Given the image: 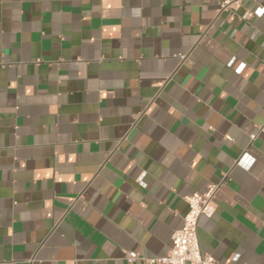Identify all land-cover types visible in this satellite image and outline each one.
Masks as SVG:
<instances>
[{
	"label": "crops",
	"instance_id": "0c3cea01",
	"mask_svg": "<svg viewBox=\"0 0 264 264\" xmlns=\"http://www.w3.org/2000/svg\"><path fill=\"white\" fill-rule=\"evenodd\" d=\"M224 1L0 0V264H147L211 186L202 253L264 264V0Z\"/></svg>",
	"mask_w": 264,
	"mask_h": 264
},
{
	"label": "built area",
	"instance_id": "2783aa9c",
	"mask_svg": "<svg viewBox=\"0 0 264 264\" xmlns=\"http://www.w3.org/2000/svg\"><path fill=\"white\" fill-rule=\"evenodd\" d=\"M243 0H225L221 9ZM262 9L258 10L260 15ZM263 131V128H262ZM252 140L255 135L250 136ZM217 186H211L202 193H193L184 198L188 210L182 218V226L171 236V248L167 255L160 259L145 260L147 264H216L215 260L202 253L198 237V221L201 217L211 218L215 214L216 204L214 195ZM137 259L134 253L126 254V260L133 262Z\"/></svg>",
	"mask_w": 264,
	"mask_h": 264
}]
</instances>
